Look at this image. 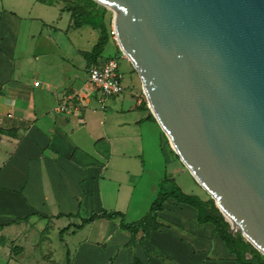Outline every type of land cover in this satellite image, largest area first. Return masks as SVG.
Listing matches in <instances>:
<instances>
[{
  "label": "crops",
  "instance_id": "obj_1",
  "mask_svg": "<svg viewBox=\"0 0 264 264\" xmlns=\"http://www.w3.org/2000/svg\"><path fill=\"white\" fill-rule=\"evenodd\" d=\"M40 5L56 11L48 14ZM61 7L38 0H0V240L5 237V244H0V264L50 261L53 245L47 230L52 220L62 219L66 220L58 229V238L66 246L65 262L69 258V264H134L136 260L137 264H240L216 226L198 222L197 209L186 204L172 203L164 208L158 213L163 226L128 247L130 234L120 230L116 220L98 218L81 229L71 225L93 212L127 215L139 211L133 205L132 190L146 169V135L149 137L150 129L158 130L159 123L141 95L135 102L125 95L109 97L110 106L102 105L101 114L96 109L83 110L92 98L102 104L106 98L87 84L76 86L66 81L65 68L54 65L44 48L52 41L44 31L49 22L66 21L63 27L67 32L81 30L72 26L70 12L61 11ZM89 27L96 31L91 35L96 42L90 50L72 42L83 37L81 32L68 35L73 50L82 56L90 53L100 38L99 30ZM109 40L120 50L113 38ZM32 57L37 68L31 83L26 73ZM40 59H48L49 69L38 64ZM101 63L88 62L86 69ZM73 92L80 94L76 107L55 113L62 96ZM101 139L105 144L100 149ZM114 142H119L121 149L115 150ZM170 150L178 160L174 149ZM151 189L155 198L156 184ZM87 211L88 216H80ZM66 214L70 216H58ZM68 225L60 238L59 231ZM6 241L9 245L19 242L24 250L19 255L9 254ZM40 245L43 251L38 250Z\"/></svg>",
  "mask_w": 264,
  "mask_h": 264
},
{
  "label": "water",
  "instance_id": "obj_2",
  "mask_svg": "<svg viewBox=\"0 0 264 264\" xmlns=\"http://www.w3.org/2000/svg\"><path fill=\"white\" fill-rule=\"evenodd\" d=\"M95 1L171 147L264 255V0Z\"/></svg>",
  "mask_w": 264,
  "mask_h": 264
},
{
  "label": "rangeland",
  "instance_id": "obj_3",
  "mask_svg": "<svg viewBox=\"0 0 264 264\" xmlns=\"http://www.w3.org/2000/svg\"><path fill=\"white\" fill-rule=\"evenodd\" d=\"M56 2L60 6H64L65 4V0H56ZM39 7H42L43 9L47 10L48 14H54L56 11L54 7L42 6V5H40ZM105 8H106V12H105L104 18H105V24L108 29L109 37L113 38L114 41L117 42L115 40V34H112L113 11L107 7ZM39 23H40L39 25H41V22ZM65 24H66V21H61V22H54V23L49 22L45 25L44 31H46V33L50 35L52 41H51V45L50 44L45 45L44 48L48 50V52L50 53V58L54 61L53 62L54 65L58 63L63 65V67L65 68V71L63 73V78L66 81L68 82L73 81L75 82L76 86H79V85L84 86L87 84L89 85L90 89H94L92 84L89 83L88 81L89 76H88V71L86 69V64L88 63V60L86 59L85 56H82L81 53L73 50V47L70 44L68 35L71 33L73 34V33L81 32L83 34V37L78 38L72 42H75L80 48L84 50H90L92 45L96 42L95 39L91 38V35H96L95 34L96 31L92 30V28H90L89 26H83L81 27V30L71 29L67 32L65 27H63ZM88 31H90V33H88ZM36 39L37 38H35L34 41H36ZM111 58L117 60L118 72L120 74L121 83L123 86V91L118 95L120 96L125 95L127 99H129L130 101H134V102L136 98L140 97L141 95L144 100L143 103L148 106L149 103H148L146 94L142 88L141 78L137 70L135 69L133 63L128 59L127 55L124 54L121 50H116L113 43L109 40L107 44L105 45L102 54L97 58V60L99 62H104ZM48 63H49L48 59H45V60L40 59L38 64H41L45 68L49 69ZM36 68H37L36 60H34L32 57L31 61H29L28 63L27 73H26V76H28L31 83L35 80L33 77V74ZM100 96H101V93H100ZM101 97L103 99L106 98V100L103 101V104L102 102L97 101L95 98H92L91 102L86 107L82 105V108L84 107L83 110L88 111L91 109H96V112L98 114L103 113V110L101 109L102 105L105 106L107 104L106 106L108 108L110 106L108 103L109 101L112 100L109 97H112V96H107V97L101 96ZM107 111L109 112L110 109H108ZM152 132H154L155 135H153ZM146 138L147 140H146L145 146L147 147L144 149V161L146 163V169L142 175V179L140 180V182H138V184L137 182L134 183L136 186L132 190L134 192L133 194L134 204L133 205L138 207L139 211H128V214L125 215V220L126 221L137 220L141 218L149 210L151 202L154 200L153 198L154 196L152 195L151 188L154 184H156L155 192H158L159 182L163 178H168L172 180L176 185H178L182 189L183 192L190 194V195H195L201 199H205L204 201H209L208 207L209 208L214 207L217 209L219 213H221L218 207L215 205L212 196L196 181V179L190 173L188 168L184 166V163L182 162L180 157H178L179 155L174 152L176 155H178L177 156L178 160H176L175 156L171 154L172 152L170 150L171 148L170 141L167 135L165 134V132L163 131V129L161 128V126L159 125V129L155 131L154 130L152 131V129H150L149 137L146 135ZM98 143H99L98 146L100 149L101 147L104 148L105 142L103 141V139H101ZM118 143L119 142L113 143V147L115 150L118 147L119 149H121ZM154 143H155V147L152 146L154 145ZM152 147H154L155 149ZM133 151L134 150L128 146V153H132ZM141 156L137 157V159H141ZM134 179L136 178H133V180ZM89 214L90 212L87 211V212L80 214V216L86 217ZM224 218L228 221V219L225 216ZM65 220L66 219H62L59 222L52 220L51 223L49 224L47 235L49 236V241L53 245V247L50 248V256H51L50 259L51 260L46 261V262H39L38 264H66L65 262L66 261V254H65L66 246L64 243H61V241L58 238V229L63 226L61 224L65 222ZM56 223H59V224H56ZM228 230L230 233H232L229 229V226H228ZM235 234H239L242 236V232L240 231L238 227H237V230L235 231ZM11 236L13 237L14 235L12 234ZM83 236H86V232L83 233ZM2 239L4 240L5 237L1 236L0 244H5V242L2 241ZM12 242H10V245H9L8 242L6 241V244L9 245L8 247L9 254L19 255V253L24 250L23 246H20L19 242L17 241L15 242L12 241ZM253 248L256 249L255 247ZM38 250H41V251L44 250L42 245H40Z\"/></svg>",
  "mask_w": 264,
  "mask_h": 264
},
{
  "label": "trees",
  "instance_id": "obj_4",
  "mask_svg": "<svg viewBox=\"0 0 264 264\" xmlns=\"http://www.w3.org/2000/svg\"><path fill=\"white\" fill-rule=\"evenodd\" d=\"M45 4L57 3L56 0H38ZM61 11L70 12L72 26L79 28L84 25H89L100 32V38L97 44L92 48L90 53L85 54L89 63H93L101 55L103 48L108 40L109 33L105 24L106 8L99 5L95 0H65ZM92 65V64H91ZM176 203L186 204L195 207L198 211V222H211L216 226L222 240L230 252L236 255L237 261L240 264H264V255L252 247L239 234H232L228 230V221L224 216L217 211L216 208H209V201H203L201 198L184 193L172 180L163 178L159 182V189L156 197L152 201L149 210L140 219L133 222H126L125 214L121 211H101L93 212L88 217L82 218L79 224H71L76 229H81L85 225L93 222L98 218H105L108 220H116L120 230L130 234V241L126 246L134 244L135 241H140L150 234L152 230H157L163 225L158 221V213L166 207H172ZM58 216H70L58 215ZM68 225L59 231V236L62 238L65 230L71 226ZM140 234L139 238L137 237ZM249 254L250 257L247 256ZM138 261H134L137 264ZM69 264V258L67 263Z\"/></svg>",
  "mask_w": 264,
  "mask_h": 264
},
{
  "label": "built area",
  "instance_id": "obj_5",
  "mask_svg": "<svg viewBox=\"0 0 264 264\" xmlns=\"http://www.w3.org/2000/svg\"><path fill=\"white\" fill-rule=\"evenodd\" d=\"M114 33V30L112 31ZM89 83L92 84L101 96H115L123 91L121 77L118 72L117 60L111 58L101 64H93L88 67ZM38 85V81L34 82ZM80 98L78 92L65 93L60 102L54 108L55 113H63L76 107L75 103Z\"/></svg>",
  "mask_w": 264,
  "mask_h": 264
},
{
  "label": "bare ground",
  "instance_id": "obj_6",
  "mask_svg": "<svg viewBox=\"0 0 264 264\" xmlns=\"http://www.w3.org/2000/svg\"><path fill=\"white\" fill-rule=\"evenodd\" d=\"M237 228V226L236 225H234V229H236Z\"/></svg>",
  "mask_w": 264,
  "mask_h": 264
}]
</instances>
